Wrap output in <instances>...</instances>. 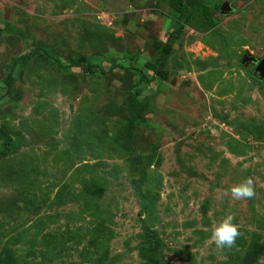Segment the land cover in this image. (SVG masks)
I'll list each match as a JSON object with an SVG mask.
<instances>
[{
	"label": "rangeland",
	"instance_id": "obj_1",
	"mask_svg": "<svg viewBox=\"0 0 264 264\" xmlns=\"http://www.w3.org/2000/svg\"><path fill=\"white\" fill-rule=\"evenodd\" d=\"M182 2L0 0V264H264V0Z\"/></svg>",
	"mask_w": 264,
	"mask_h": 264
},
{
	"label": "clouds",
	"instance_id": "obj_2",
	"mask_svg": "<svg viewBox=\"0 0 264 264\" xmlns=\"http://www.w3.org/2000/svg\"><path fill=\"white\" fill-rule=\"evenodd\" d=\"M229 191L231 197L236 201L251 199L255 195L251 180L236 184ZM238 236V228L233 223V216L229 214L213 228L210 239L217 248L226 249L233 246Z\"/></svg>",
	"mask_w": 264,
	"mask_h": 264
},
{
	"label": "trees",
	"instance_id": "obj_3",
	"mask_svg": "<svg viewBox=\"0 0 264 264\" xmlns=\"http://www.w3.org/2000/svg\"><path fill=\"white\" fill-rule=\"evenodd\" d=\"M175 6H176V9L180 12V14H182L185 17H187V9L186 7L183 5V2L182 0H175ZM183 30V27H179L177 29H174L173 32H171L170 36L172 38H177V35L178 34H181ZM32 50H41L44 54H46L47 56L49 57H52L54 58L60 65H62L61 61L59 59H57L54 55H52L49 51L41 48L40 46H35ZM83 71L85 73H88V74H97L98 72L100 73H105V69L103 67H101L100 65H91V66H88V67H84L83 68ZM141 78L143 80H148L147 77H145V75H141ZM149 81V80H148ZM8 85H10V78L8 79ZM135 104L137 105L138 103L135 101L134 102V106ZM130 107H132V105H130ZM135 117V115H134ZM0 136H2L3 138V144L5 146L4 148V152L8 151V149L11 147L12 145V136L6 132H4L1 128H0ZM6 150V151H5Z\"/></svg>",
	"mask_w": 264,
	"mask_h": 264
},
{
	"label": "water",
	"instance_id": "obj_4",
	"mask_svg": "<svg viewBox=\"0 0 264 264\" xmlns=\"http://www.w3.org/2000/svg\"><path fill=\"white\" fill-rule=\"evenodd\" d=\"M223 10L227 11L228 9L224 8ZM249 62L257 64L256 70L260 74L261 81L264 83V58L259 61L256 57L250 56L248 53H245L243 58V64Z\"/></svg>",
	"mask_w": 264,
	"mask_h": 264
}]
</instances>
